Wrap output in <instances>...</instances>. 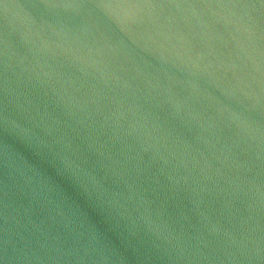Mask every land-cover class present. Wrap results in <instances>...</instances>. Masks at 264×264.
I'll return each instance as SVG.
<instances>
[{
    "label": "water",
    "instance_id": "95a60500",
    "mask_svg": "<svg viewBox=\"0 0 264 264\" xmlns=\"http://www.w3.org/2000/svg\"><path fill=\"white\" fill-rule=\"evenodd\" d=\"M0 264H264V0H0Z\"/></svg>",
    "mask_w": 264,
    "mask_h": 264
}]
</instances>
